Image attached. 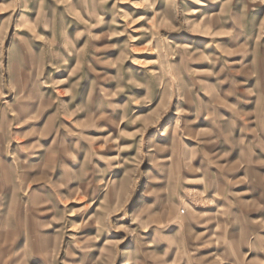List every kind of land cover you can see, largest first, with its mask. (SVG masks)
<instances>
[{
	"label": "rangeland",
	"instance_id": "1",
	"mask_svg": "<svg viewBox=\"0 0 264 264\" xmlns=\"http://www.w3.org/2000/svg\"><path fill=\"white\" fill-rule=\"evenodd\" d=\"M0 264H264V0H0Z\"/></svg>",
	"mask_w": 264,
	"mask_h": 264
}]
</instances>
